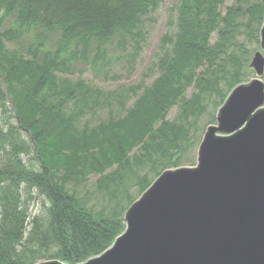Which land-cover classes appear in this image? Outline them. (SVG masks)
<instances>
[{
  "label": "trees",
  "instance_id": "obj_1",
  "mask_svg": "<svg viewBox=\"0 0 264 264\" xmlns=\"http://www.w3.org/2000/svg\"><path fill=\"white\" fill-rule=\"evenodd\" d=\"M162 1L0 0V264L73 263L107 247L123 228L130 187L148 185L141 171L157 175L185 164L204 101L219 104L247 77L250 53L237 40L238 19L249 12L255 26H245L258 37L264 0L245 8L248 0H236L224 15L223 0H177L169 9L174 30L160 38L150 85L143 79L104 92L78 74L80 65L93 79L108 77L117 63L131 68L145 22ZM16 41L22 47H7ZM113 94L115 113L101 119ZM174 105L178 113L167 120ZM91 176H98L107 211L79 193Z\"/></svg>",
  "mask_w": 264,
  "mask_h": 264
},
{
  "label": "water",
  "instance_id": "obj_2",
  "mask_svg": "<svg viewBox=\"0 0 264 264\" xmlns=\"http://www.w3.org/2000/svg\"><path fill=\"white\" fill-rule=\"evenodd\" d=\"M263 52L264 19L248 64L255 77L217 108L196 164L163 170L125 211L111 244L74 264H264Z\"/></svg>",
  "mask_w": 264,
  "mask_h": 264
},
{
  "label": "rangeland",
  "instance_id": "obj_3",
  "mask_svg": "<svg viewBox=\"0 0 264 264\" xmlns=\"http://www.w3.org/2000/svg\"><path fill=\"white\" fill-rule=\"evenodd\" d=\"M236 0H223L222 6L220 8L221 14L224 15L227 11V8L232 6L235 3ZM177 0H163L158 11L154 14H151L149 18L145 22V32H146V38L145 43L142 45V50L137 55L135 62L132 64L131 68H128V65L126 63H117L111 67V70L108 71V77L100 76L98 78L93 79V73L90 71V69L87 66H78L76 69L80 70V73H78L83 79H85L88 82L93 83L96 87L103 89L104 92L112 91L114 89H117L119 87L128 86L131 84H139L144 79V85H150L153 80L158 76V72H156L155 69L150 68L153 61L156 58V53L158 51L159 41L160 38L163 36L164 33L172 32L174 30L173 26L168 25V19L171 16V11L169 10L172 8ZM260 0H248V3L242 2V7H250L252 4H259ZM262 2V1H261ZM242 17L238 19V22L241 23L239 29H242L241 35L237 36V40L240 43H243L244 47L249 51L251 54L253 51L258 50V37L257 34L254 33V36L256 40L251 39L252 34L250 31L251 25L252 27L255 26V22L250 21L251 14L249 12H243ZM254 16V14L252 13ZM261 23V19H260ZM250 24V28H246L245 25ZM243 25V27H241ZM259 28V27H258ZM254 38V37H253ZM254 38V39H255ZM217 39L216 33H213L211 36V43H214ZM7 47H22V41H16L14 43L7 42ZM114 57V56H113ZM78 74H74L73 76H69L70 78L78 77ZM253 75V72L250 76ZM243 80V78L241 79ZM264 80V75H263ZM193 92V88L190 87L185 92V98H189ZM115 95L113 94V103L111 106H105L104 109L99 113V117L101 119H105L108 115V112L115 113L116 110V99ZM135 96L131 97L127 100V105L130 106L134 101ZM204 101L205 111L203 114H201V117L198 118L197 121V137L195 138L193 146L186 151V162L185 165H193L196 160V150L198 147V144L201 140L202 134L205 130V127L209 124H213L215 122V112L216 108L219 104L213 105L212 102ZM126 101V100H125ZM207 110H209L208 113ZM120 115L122 112H119ZM178 113V105H174L170 108L166 115L167 120H173ZM96 120V118H95ZM93 118V121H95ZM192 131V129H191ZM111 169H108L107 172H109ZM148 169L144 168L141 173H145V178L150 182L151 180H154L157 176L156 174H151L147 172ZM98 176H91L87 183H85L83 186H81L82 190L79 191V193H85L86 200L88 199L89 204L93 205L94 209H101L105 208L106 211L108 209V206L106 205L107 202L102 199L101 196H99L96 193V187H95V179H97ZM148 182V183H149ZM142 190H140V185H136V183L133 184V188L131 189V197L132 199L137 197L139 193ZM36 195V194H35ZM43 206V199H38L35 203L31 204V207L29 211L34 215L36 212L40 211L41 207Z\"/></svg>",
  "mask_w": 264,
  "mask_h": 264
},
{
  "label": "bare ground",
  "instance_id": "obj_4",
  "mask_svg": "<svg viewBox=\"0 0 264 264\" xmlns=\"http://www.w3.org/2000/svg\"><path fill=\"white\" fill-rule=\"evenodd\" d=\"M251 75V72H247V75L246 76H248V77H253V75L252 76H250ZM209 112V110H207V112L206 113H208ZM54 260H59V261H62V259H60V258H54ZM65 262H67V263H69L68 261H65Z\"/></svg>",
  "mask_w": 264,
  "mask_h": 264
}]
</instances>
